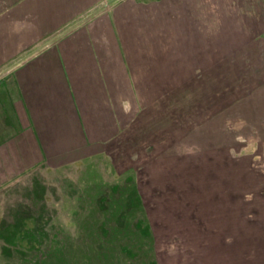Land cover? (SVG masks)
I'll return each instance as SVG.
<instances>
[{
  "label": "rangeland",
  "instance_id": "rangeland-1",
  "mask_svg": "<svg viewBox=\"0 0 264 264\" xmlns=\"http://www.w3.org/2000/svg\"><path fill=\"white\" fill-rule=\"evenodd\" d=\"M110 1L0 12V264H264V0Z\"/></svg>",
  "mask_w": 264,
  "mask_h": 264
},
{
  "label": "crops",
  "instance_id": "crops-1",
  "mask_svg": "<svg viewBox=\"0 0 264 264\" xmlns=\"http://www.w3.org/2000/svg\"><path fill=\"white\" fill-rule=\"evenodd\" d=\"M22 5H24L22 0H0V12H3V15L7 14V17L14 21L20 20L23 15H28L31 20L36 21L38 19L37 13L32 11V8L36 5V0H29L27 4V6H29L26 7L30 8L28 13H23ZM243 117V126L247 127L248 130L251 129L255 134V139H253V143H251L252 145L246 144V148L254 147V149L257 150L255 153V155H257L256 158L264 159V108L261 107L260 110L255 109L254 114H245ZM262 161L263 160H261V164L264 166V161Z\"/></svg>",
  "mask_w": 264,
  "mask_h": 264
},
{
  "label": "flooded vegetation",
  "instance_id": "flooded-vegetation-1",
  "mask_svg": "<svg viewBox=\"0 0 264 264\" xmlns=\"http://www.w3.org/2000/svg\"><path fill=\"white\" fill-rule=\"evenodd\" d=\"M247 152H248V151L245 150L243 154H247ZM238 157H239V156H238ZM238 157H237V158H238ZM240 157H241V156H240ZM262 162H263V161H262ZM252 163L255 164V165H257V167H258V166L260 167V166L262 165L260 160H255V161H253Z\"/></svg>",
  "mask_w": 264,
  "mask_h": 264
},
{
  "label": "bare ground",
  "instance_id": "bare-ground-1",
  "mask_svg": "<svg viewBox=\"0 0 264 264\" xmlns=\"http://www.w3.org/2000/svg\"><path fill=\"white\" fill-rule=\"evenodd\" d=\"M244 174V173H243ZM229 190V189H228ZM257 249V248H256Z\"/></svg>",
  "mask_w": 264,
  "mask_h": 264
},
{
  "label": "water",
  "instance_id": "water-1",
  "mask_svg": "<svg viewBox=\"0 0 264 264\" xmlns=\"http://www.w3.org/2000/svg\"><path fill=\"white\" fill-rule=\"evenodd\" d=\"M111 1H112V0H111ZM111 1H110V2H111ZM110 2H109V3H110Z\"/></svg>",
  "mask_w": 264,
  "mask_h": 264
}]
</instances>
